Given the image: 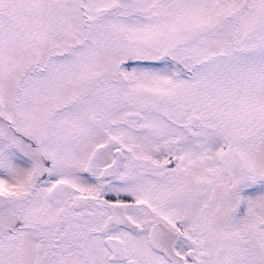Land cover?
I'll return each instance as SVG.
<instances>
[{
  "label": "snow or ice",
  "instance_id": "snow-or-ice-1",
  "mask_svg": "<svg viewBox=\"0 0 264 264\" xmlns=\"http://www.w3.org/2000/svg\"><path fill=\"white\" fill-rule=\"evenodd\" d=\"M0 264H264V0H0Z\"/></svg>",
  "mask_w": 264,
  "mask_h": 264
}]
</instances>
